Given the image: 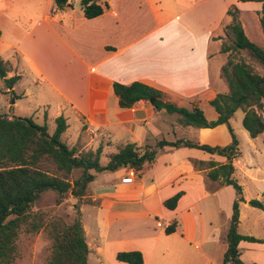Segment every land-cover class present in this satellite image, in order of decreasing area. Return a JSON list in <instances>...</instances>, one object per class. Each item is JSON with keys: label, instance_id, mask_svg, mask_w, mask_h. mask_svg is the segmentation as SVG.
Wrapping results in <instances>:
<instances>
[{"label": "crops", "instance_id": "0c3cea01", "mask_svg": "<svg viewBox=\"0 0 264 264\" xmlns=\"http://www.w3.org/2000/svg\"><path fill=\"white\" fill-rule=\"evenodd\" d=\"M70 2L58 10L55 0H0V56L12 66L8 77H21L12 88L6 86L3 96L14 90L28 98L33 106L29 115L48 127L65 117L63 140L76 155L102 145V164L129 142L142 148L160 140L212 146L232 142L225 123L184 125L178 113L158 110L148 100L122 107L113 84L141 81L178 106L202 109L228 91L220 75L228 56L222 52L226 26L233 21L228 10L237 6L246 34L262 45V2L103 0L105 12L94 18L84 15L80 0ZM5 108L11 111L1 113L22 110L17 96ZM244 115L239 109L230 119L236 135L248 143L233 162L246 200L240 204L239 231L264 240V210L249 204L251 199L264 203V133L253 138L244 126L236 128L234 120L243 124ZM210 117L216 119L217 111ZM210 160L221 164L227 158L194 147L165 146L142 170L93 171L95 179L80 204L88 264H128L116 258L128 250L142 251L145 264H214L218 248L224 257L236 190L195 164ZM131 170L133 181L123 182ZM180 191L176 207L169 209L165 201ZM248 220L251 226L243 230ZM173 223L176 230L166 233ZM239 247L244 262L264 264V255H249L264 248V242L242 240Z\"/></svg>", "mask_w": 264, "mask_h": 264}, {"label": "trees", "instance_id": "16d2710c", "mask_svg": "<svg viewBox=\"0 0 264 264\" xmlns=\"http://www.w3.org/2000/svg\"><path fill=\"white\" fill-rule=\"evenodd\" d=\"M241 1L262 2L264 11V0ZM55 2L58 10L72 6L70 0ZM80 3L84 15L88 18L102 15L107 8L103 0H80ZM228 14L233 18L226 26V34L231 37V43L224 44L222 51L230 54L220 72L228 91L218 93L210 101L218 113L216 119H208L200 107L188 109L166 100L162 90L144 82L113 84L122 107H131L140 100L150 101L155 98L156 109L178 113L180 122L184 125L211 128L227 124L232 135V142L228 145L212 146L188 139H178L160 140L154 147L147 145L142 148L134 142H129L118 151L110 153L108 162L102 164V145L96 150L76 155V149L63 141L62 135L68 127L63 116L56 118V129L54 133H50L47 122L40 124L31 116L0 113V264H16L20 256L19 238L24 225L28 226L26 230L29 233L40 231L47 233L51 240L49 264H88L90 248L81 219L80 204L87 195L89 184L95 179L94 172L116 171L120 168L142 170L147 162L155 160L158 148L165 146L194 147L227 158V161L221 164L214 160L196 161L195 164L200 169L209 168L207 174L211 179L235 188L233 214L224 236L227 249L223 264H247L241 258L240 242L264 240L239 231L240 204L246 200L243 186L234 176L236 168L233 162L240 156L241 148L230 119L241 109L245 113L243 126L250 136L255 138L264 133V115L261 112L264 109V75L257 72L245 59L236 60L233 54L246 51L249 58L264 67V44H258L248 37L238 19L237 6H232ZM261 26L264 34V17L261 18ZM11 68L10 63L0 56V78L8 88H12L21 78L20 75L8 77ZM9 92L14 93V90ZM77 170H81V175L72 178ZM48 191L59 195L58 203L62 202L67 194L78 199L74 204L77 213L73 221L66 222L62 217H48L34 209L36 203ZM182 194L180 191L167 199L165 205L169 209H174ZM249 204L264 210V203L259 199H251ZM176 226L175 223L167 226L166 233H173ZM116 258L128 264H145L144 255L140 250L119 251Z\"/></svg>", "mask_w": 264, "mask_h": 264}, {"label": "rangeland", "instance_id": "374dc122", "mask_svg": "<svg viewBox=\"0 0 264 264\" xmlns=\"http://www.w3.org/2000/svg\"><path fill=\"white\" fill-rule=\"evenodd\" d=\"M250 34H251L250 36L254 37V34L251 31H250ZM253 41L257 42L256 40H253ZM230 43H231V37L227 35L226 40H224L222 44V47L224 46V44L229 45ZM224 53H228V56H227V60H228L230 53L229 52H224ZM233 56L236 58V60H239L240 58L245 59L247 62H250L253 65V67L255 68L257 72L264 73V67L260 65L259 63H257L255 60L249 58L246 51H241L238 54H233ZM5 88H6L5 84L2 86L0 85V113L4 111L6 112L11 111L5 107L9 101L13 102V100L15 99V96H17V98L19 99V106L22 107V110H20L19 108H16L15 114L23 115V116H25L26 114V116H30L29 113L31 112V109L33 108L30 100L26 97H20L16 95L15 92L14 93L10 92L9 93L10 97L9 95L8 97H5L2 94V91ZM203 108H204V112L208 119L211 118L210 116H214L216 114L215 108L211 104H205L204 107H202V109ZM240 114L241 112H239V115ZM40 122L41 121H38V123ZM234 125L238 129H244L242 122L238 121L237 119L234 120ZM55 129H56V125L54 123H50L49 132L54 133ZM238 138L240 140L241 151L242 150L247 151L248 143L246 142L244 137L241 135V133ZM80 175H81V170L80 171L77 170L74 172L72 178H77ZM71 197L72 196L70 194H67L66 197L63 198L62 202L58 203L59 195L55 192L48 191L43 194L42 198L34 206V209L36 211L39 210L41 213H44L48 217L50 216L62 217L66 222H71L73 221L77 213L76 209L74 208L75 200H73ZM246 215L250 216L252 214L248 211ZM250 226L251 224L248 220V222L243 225V230L246 228H249ZM27 227H28L27 225L23 226V230L19 238L20 256L16 260V264H49L51 240L49 239L47 233L45 231L29 233L26 230ZM243 252L244 254H246V251H243ZM249 255L255 256V257L263 256L264 248L259 247L258 249H254L250 251ZM212 258H213L214 264H223L224 257H223V253L221 252V248L215 249L213 251Z\"/></svg>", "mask_w": 264, "mask_h": 264}, {"label": "built area", "instance_id": "2783aa9c", "mask_svg": "<svg viewBox=\"0 0 264 264\" xmlns=\"http://www.w3.org/2000/svg\"><path fill=\"white\" fill-rule=\"evenodd\" d=\"M134 179V170H131L128 172L127 176L124 177L122 180L123 182H132ZM159 226H161V223H158Z\"/></svg>", "mask_w": 264, "mask_h": 264}, {"label": "water", "instance_id": "95a60500", "mask_svg": "<svg viewBox=\"0 0 264 264\" xmlns=\"http://www.w3.org/2000/svg\"><path fill=\"white\" fill-rule=\"evenodd\" d=\"M14 100H15V99H14ZM14 100H13V101H14ZM150 102H151L152 104H154V103L156 102V99L153 98V99L150 100Z\"/></svg>", "mask_w": 264, "mask_h": 264}]
</instances>
